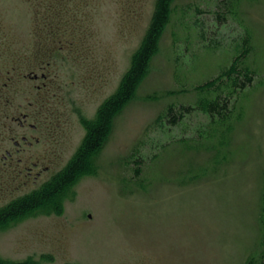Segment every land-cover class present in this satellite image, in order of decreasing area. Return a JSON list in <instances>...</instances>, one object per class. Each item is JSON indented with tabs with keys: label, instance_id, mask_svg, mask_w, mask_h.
Returning a JSON list of instances; mask_svg holds the SVG:
<instances>
[{
	"label": "rangeland",
	"instance_id": "rangeland-1",
	"mask_svg": "<svg viewBox=\"0 0 264 264\" xmlns=\"http://www.w3.org/2000/svg\"><path fill=\"white\" fill-rule=\"evenodd\" d=\"M155 2L0 0V209L65 171ZM244 44L255 78L223 80L228 116L211 121L219 87L196 88ZM55 204L0 226L1 261L264 264V0H171L135 95Z\"/></svg>",
	"mask_w": 264,
	"mask_h": 264
},
{
	"label": "trees",
	"instance_id": "trees-1",
	"mask_svg": "<svg viewBox=\"0 0 264 264\" xmlns=\"http://www.w3.org/2000/svg\"><path fill=\"white\" fill-rule=\"evenodd\" d=\"M170 3L171 0H156L151 21L149 22L140 45L131 56L130 66L123 75L117 91L103 103L95 119L87 127V134L65 171L56 174L38 190L1 208L0 226L11 220L20 219L44 206L48 207L51 204L55 206V198L59 196L65 188L71 185L78 175L85 172L90 157L99 151L101 144L107 136L113 117L119 113L122 107L135 95L137 86L146 74L150 61L157 52L161 36L168 23ZM248 46L249 45L244 44L243 52L234 58L232 64L227 67L223 73L219 74L215 79L207 81L196 88L197 91H211V89L214 91L219 87V90L216 89V91H220L218 95H215L212 100L202 102V107L211 118V121H214L216 116L218 120H226L228 116L227 111L230 103V96H226V98L224 97L220 100V98L223 97V95H220L222 92L221 85L223 80L228 83L230 91L233 93L236 89L242 91L246 86L251 85L255 78L256 74L252 68L243 64L244 59L242 58H245L249 53ZM218 79L220 80L214 83V81ZM230 81L232 82L231 84ZM232 93L229 92L227 95H231ZM188 112L189 111L186 113ZM167 117L171 123H176L177 115L173 111H169ZM0 264L37 263L32 259H28L17 263H7L0 260Z\"/></svg>",
	"mask_w": 264,
	"mask_h": 264
},
{
	"label": "flooded vegetation",
	"instance_id": "flooded-vegetation-1",
	"mask_svg": "<svg viewBox=\"0 0 264 264\" xmlns=\"http://www.w3.org/2000/svg\"><path fill=\"white\" fill-rule=\"evenodd\" d=\"M34 77H37V76H34ZM5 85H6V84H5ZM22 118H23V120H22V121H21V120L19 121V125H20V126H23L24 122L26 121V114H24V115L22 116ZM14 121H15V120H14ZM22 140L25 141L26 138H25V137H22ZM16 145H18L17 142H16ZM6 155H7V156H3V160H4V162L13 159V158H12V155H11L10 152H7ZM32 165H33L34 167H37L38 165H40V162H39V163L34 162V163H32ZM38 175H39V174H38Z\"/></svg>",
	"mask_w": 264,
	"mask_h": 264
}]
</instances>
